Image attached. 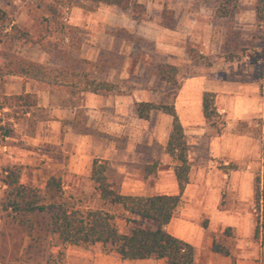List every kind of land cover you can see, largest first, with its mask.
I'll use <instances>...</instances> for the list:
<instances>
[{"label":"crops","instance_id":"crops-1","mask_svg":"<svg viewBox=\"0 0 264 264\" xmlns=\"http://www.w3.org/2000/svg\"><path fill=\"white\" fill-rule=\"evenodd\" d=\"M254 1L238 0V10L232 18L237 32H245L248 39L252 38L256 27L252 10ZM210 31L208 29L203 37L202 45L207 46L202 48L203 55H211L216 50L211 46ZM168 32L169 36L173 35L172 40L181 44L169 40L170 43L163 47L166 51L163 52L164 63L179 67L186 61V40H179L177 29ZM257 41L260 44L255 48L261 55L262 43L258 38ZM222 64L202 66L199 75L185 79L172 102L187 145L189 170L180 204L165 231L192 247V264H264V244L254 238L256 219L248 208L253 193L252 181L247 175L240 179L235 172L239 167L240 136L228 132L238 121L258 119L259 135L249 140L254 142L255 152L260 157L264 99L254 77L256 70L262 68V61L233 58L228 64L230 71L222 69L224 72L220 74L217 67ZM10 78L18 82L7 80L2 83L0 95L29 94L33 95L35 103L16 119L12 131L2 134L0 157L3 162L19 166L22 172H30L31 176L42 177L44 173V181L57 173L63 191L76 190L71 187L74 179L84 178L97 199L89 179L92 160L107 163L106 181L120 195L178 194L171 160L164 151L171 118L159 111H151L148 121H144L137 119L133 110L134 103L152 102L154 96L149 98L146 91L136 85L126 94L83 92L62 95L51 89L41 90L36 83L18 77ZM109 83L117 90L116 82ZM204 92L214 95L216 114L225 121L224 132L220 131L218 136L209 134L210 128L202 117L201 95ZM149 120H152L153 128L146 133L142 128ZM145 154L146 159L142 157ZM225 155H229V171L216 167V158ZM227 164V161L222 163ZM113 168L117 175L114 182L108 175ZM125 216L128 219L124 220L126 230L132 221L150 231L156 227L153 221L128 213ZM212 242L221 244L227 255L212 253ZM63 254L62 264H165L164 259L121 260L114 252H104L100 244L66 246Z\"/></svg>","mask_w":264,"mask_h":264},{"label":"rangeland","instance_id":"rangeland-1","mask_svg":"<svg viewBox=\"0 0 264 264\" xmlns=\"http://www.w3.org/2000/svg\"><path fill=\"white\" fill-rule=\"evenodd\" d=\"M133 1L144 7L135 20L119 8L104 5L85 4L83 8L62 10L61 16L56 17L55 20L50 19L41 6L30 0H0V10L7 15L11 24L20 30L28 31L31 37L38 41L35 45L13 44L10 52L49 68L68 69L86 74L90 78L116 82L118 94L128 93L133 85L139 86L142 91H146L149 98L154 96V101L151 103L155 104H172L185 79L195 78L199 71H202V66L209 67L211 64L223 63L217 67L222 74L224 71H230L228 67L230 61H226V56H235L238 59L246 57L250 61L249 55L259 56L260 54V51H257L258 48L255 47L260 44L257 38L262 31L261 26L260 29L255 27L251 34L252 38L248 39L245 32L241 30L237 32L232 20L225 22L213 17V9L217 0ZM161 23L169 24L170 28H164ZM207 28L211 30V46L216 49L213 55L202 54V48L207 47L202 45L203 37H206L208 32ZM175 29L178 31L179 40H186V61L177 67L176 88L161 83L153 75L154 67L159 63H164L166 59L163 55V52H166L163 47L170 43L169 40L171 41V36H173L168 35V30L174 31ZM172 41L177 45L181 44L180 41ZM6 47L3 38L0 37V52H4ZM212 57L214 60H211ZM3 64L4 60L0 55V66ZM222 69L224 71H221ZM255 74L254 80L258 82L259 93L264 99L263 69L259 67ZM7 80L16 79H11L10 76L3 77L0 80V87ZM35 86L38 88L37 85ZM51 90L62 95L68 94L61 88ZM77 94L81 93L74 95ZM74 95L73 98L76 97ZM22 114V111L17 109L0 110V145L3 141L2 134L5 131H12V124ZM258 121V119L238 121L228 132L240 136L239 167L235 169V172L239 174L240 179L243 178L242 175H247L251 179L253 193L248 208L256 219V225H260L262 221L264 225L262 162L259 154L255 152L254 142L249 140L250 137L254 140L259 135ZM204 122L210 128L209 134L218 136L217 132H224L225 121L222 116L217 114L214 119L210 121L204 119ZM151 128H153L152 120H149L148 123H144L142 130L148 133ZM142 157L146 159V154ZM216 161V167H222V171L225 169L229 171L231 166L229 155L222 156L221 159L216 158ZM224 161L228 164L222 165ZM114 165L117 166V161ZM8 166L14 165L3 162L0 157V264H45L47 242L52 240L56 247H59L60 243L52 235L45 236V232H37L34 237L27 236L13 223L8 212L2 210L5 191V186L2 184L4 178L2 170ZM247 166L251 167L247 168ZM108 175L112 182L117 181L114 168L109 171ZM256 178H258V184ZM43 181L44 173L42 177H36L20 169L19 182H22L21 184L37 187ZM69 183L71 184V181ZM257 185L258 200L256 202L254 189ZM71 187L76 190L68 188L63 191L64 197L68 198L71 204L81 209H100L109 212L114 216L118 233H128L132 224L126 230L124 220L128 219L125 213L118 207L98 201L91 190L92 186H88L84 178L74 179ZM65 247H62L60 251L57 264L64 262Z\"/></svg>","mask_w":264,"mask_h":264},{"label":"trees","instance_id":"trees-1","mask_svg":"<svg viewBox=\"0 0 264 264\" xmlns=\"http://www.w3.org/2000/svg\"><path fill=\"white\" fill-rule=\"evenodd\" d=\"M41 6L50 19L60 17L62 10L104 5L119 8L128 13L132 19H137L144 7L133 0H30ZM238 10V0H217L213 9V17L230 22ZM255 26L264 27V0H255ZM164 28L170 25L161 23ZM260 29V28H259ZM0 37L6 44L4 52H0L4 64L0 66V80L3 77L14 76L23 81L36 83L41 90L61 88L68 94L88 92L92 94L118 93L114 85L103 80L90 78L68 69L49 68L38 62L20 57L10 52L13 44L35 45L38 41L31 37L28 31L17 28L8 20L7 15L0 10ZM258 39L262 43L259 56L249 55L250 61H262L264 78V29ZM235 56H226L231 61ZM177 67L159 63L153 69V75L160 82L176 88ZM214 95L204 92L201 95V113L205 120L216 117L213 105ZM34 97L29 94L14 96L0 95V110L17 109L26 112L34 106ZM137 119L147 120L149 112L159 111L171 118L170 130L164 151L171 160V169L177 188V195H155L149 197L123 196L112 190L105 177L107 163L92 160L89 179L99 201L118 207L142 220H150L156 224L154 230L142 228L138 222L132 221L128 234H120L114 223V216L100 209H81L70 203L63 195L60 177L56 174L48 176L37 187L23 185L19 182L20 167L8 166L2 172L5 186L2 210L8 212L13 223L21 228L27 236L34 237L37 232H45V236L52 235L60 243L56 247L52 240L47 242V258L45 264H57L60 251L64 246L100 244L104 252H114L121 260L164 259L165 264H192L193 249L184 242L170 236L165 227L173 217L180 204V194L187 183L189 163L187 161V145L184 140L182 127L171 103L155 104L140 102L133 104ZM261 126L260 158L262 162V186L264 188V119ZM219 133V132H217ZM7 134L6 131L3 135ZM258 184V178H256ZM264 197V195H263ZM254 200H258V185L254 189ZM40 226V227H39ZM254 238L264 244V225H256ZM212 253L226 256V249L218 243L212 242Z\"/></svg>","mask_w":264,"mask_h":264},{"label":"built area","instance_id":"built-area-1","mask_svg":"<svg viewBox=\"0 0 264 264\" xmlns=\"http://www.w3.org/2000/svg\"><path fill=\"white\" fill-rule=\"evenodd\" d=\"M261 28H262V30L264 29V27H263V26H261ZM2 110H4V109H2Z\"/></svg>","mask_w":264,"mask_h":264}]
</instances>
